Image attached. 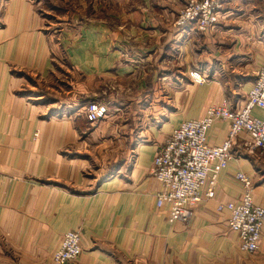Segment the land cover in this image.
<instances>
[{"label":"crops","instance_id":"obj_1","mask_svg":"<svg viewBox=\"0 0 264 264\" xmlns=\"http://www.w3.org/2000/svg\"><path fill=\"white\" fill-rule=\"evenodd\" d=\"M186 1L0 2V264H54L74 230L70 264H264V228L260 252H241L218 209L240 203L239 173L264 208V149L248 135L188 223L156 204L152 167L172 131L225 102L242 110L264 62V0H226L197 36L175 24ZM194 70L209 81L193 84ZM90 104L107 117L89 122ZM229 131L217 122L209 144Z\"/></svg>","mask_w":264,"mask_h":264},{"label":"built area","instance_id":"obj_2","mask_svg":"<svg viewBox=\"0 0 264 264\" xmlns=\"http://www.w3.org/2000/svg\"><path fill=\"white\" fill-rule=\"evenodd\" d=\"M225 1L187 0L175 24L178 28H189L190 34L210 33L219 24ZM190 79L193 84H204L210 78L194 70ZM256 108L264 112V62L242 110L233 109L225 102L209 108L203 118L187 120L172 131L166 144L159 149L152 167L153 175L161 184L155 196L157 207H169L171 222L188 223L195 206L215 197L219 175L234 158L233 148L244 135L251 140L247 144L248 150L264 149V117L253 114ZM107 115L105 106L90 104L86 109L87 120L91 123L104 120ZM221 121L230 124L229 134L222 145L211 146L209 131ZM237 178L244 186L240 203L220 204L218 209L230 213L229 227L238 236L240 251L256 255L260 252L264 208L254 200L251 179L243 173L237 174ZM204 185H207V191L202 197ZM80 240V231L67 232L53 263L70 264L78 260L82 252Z\"/></svg>","mask_w":264,"mask_h":264},{"label":"rangeland","instance_id":"obj_3","mask_svg":"<svg viewBox=\"0 0 264 264\" xmlns=\"http://www.w3.org/2000/svg\"><path fill=\"white\" fill-rule=\"evenodd\" d=\"M6 0H0V2H5ZM32 1H35V0H32ZM38 1V0H37ZM50 9H52V10H54L52 7H50ZM50 9H47L49 12V14H47L46 16H45V18H47V19H49V21L50 22H52L53 20H54V16H58V13H55V12H53V11H51ZM60 15H63L61 12H60ZM215 30V29H214ZM209 33V32H208ZM211 33V32H210ZM192 35H194V34H192ZM194 36H197V35H194ZM192 38H190V39H186L188 42H190V40H191ZM199 71H201V70H199ZM192 72V71H191ZM191 72H189V79H190V73ZM202 72V71H201ZM191 80V79H190ZM192 82V81H191ZM88 107V106H87ZM87 109V108H86ZM85 114H86V110H85ZM102 121V120H101ZM99 123V122H98Z\"/></svg>","mask_w":264,"mask_h":264}]
</instances>
